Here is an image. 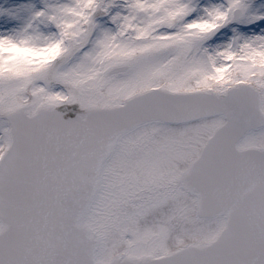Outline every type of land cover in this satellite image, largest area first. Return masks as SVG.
Masks as SVG:
<instances>
[{
	"label": "snow or ice",
	"instance_id": "6c2138e0",
	"mask_svg": "<svg viewBox=\"0 0 264 264\" xmlns=\"http://www.w3.org/2000/svg\"><path fill=\"white\" fill-rule=\"evenodd\" d=\"M0 264H264V0H0Z\"/></svg>",
	"mask_w": 264,
	"mask_h": 264
}]
</instances>
